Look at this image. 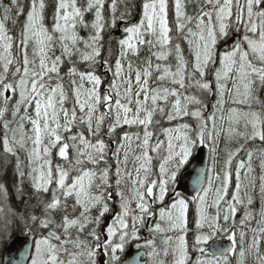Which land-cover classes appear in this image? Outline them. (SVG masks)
<instances>
[{
	"label": "snow or ice",
	"instance_id": "obj_1",
	"mask_svg": "<svg viewBox=\"0 0 264 264\" xmlns=\"http://www.w3.org/2000/svg\"><path fill=\"white\" fill-rule=\"evenodd\" d=\"M124 21L106 58L105 29ZM261 91L264 0H0V153L13 165L0 250L19 235L20 264H129L130 245L143 264H264ZM205 148L189 198L179 184Z\"/></svg>",
	"mask_w": 264,
	"mask_h": 264
},
{
	"label": "water",
	"instance_id": "obj_2",
	"mask_svg": "<svg viewBox=\"0 0 264 264\" xmlns=\"http://www.w3.org/2000/svg\"><path fill=\"white\" fill-rule=\"evenodd\" d=\"M122 27L123 23L118 27L119 31L116 34V37L118 38L122 36ZM209 164V153L208 149L205 148L203 150L202 156L199 152H197L194 155V158L191 160L190 165H188V173L181 180L179 188L189 198L195 193L193 182L196 179L197 174L201 169H209ZM185 188L187 189V191H185ZM22 244L23 237L15 239V242L11 245L12 251H5L3 264H20V253L23 251V248L21 247ZM18 248L20 249L19 251L16 250ZM145 257L146 256L144 255V251H139L135 248H131L126 254L125 259L129 262V264H132L133 261H135L136 264H143V260Z\"/></svg>",
	"mask_w": 264,
	"mask_h": 264
},
{
	"label": "trees",
	"instance_id": "obj_3",
	"mask_svg": "<svg viewBox=\"0 0 264 264\" xmlns=\"http://www.w3.org/2000/svg\"><path fill=\"white\" fill-rule=\"evenodd\" d=\"M5 2H7V0H5ZM23 2L25 3V5H27V0H23ZM130 2L132 4H136V3L139 2V0H130ZM122 10L123 9L121 8V11ZM131 11L133 12V15H132V18H131L132 19V22H135L136 21L135 19L138 18L137 17V9L133 8V9H131ZM21 19H23V17ZM86 19L89 22H91V20L93 19V17H92L91 14H88L86 16ZM9 27H11V25H9ZM81 35H86V33L81 32ZM122 37H123V35L120 38H122ZM120 38L116 37V33H114L112 30L109 31L108 29H105V33H104L105 48L110 50L108 52L102 53L103 55H105L106 58H114L117 55V46H116L115 41H117ZM85 67H86V65H83L81 67V70H83ZM65 71H66V68H62V74ZM102 86L104 87L105 85H102ZM260 99L261 100H264V91H261V93H260ZM124 127H125V130H128L127 129V126H124ZM257 146H259V145H257ZM221 148H223V144L221 145ZM221 156H223V152H221ZM234 163H235V161H234ZM259 165H260V160L257 157L254 156V159H253V167L255 168V170H256L257 173L260 172ZM129 166L131 168V164ZM0 177L5 178V182L7 184H11L12 179H13V165L11 163L5 164L2 153H0ZM12 192H14V190H11L10 191V200L15 203L16 202L15 201V197H14V195L11 194ZM257 193H258V189L256 191V201H255V203L253 205V208H254L255 212L258 211V204H257V202H259V198H258V194ZM192 212H193V209L191 208V210L189 212L190 213L189 214L190 220H191ZM240 215H242V213ZM252 223H255V221H253ZM19 237H22V236L17 235L16 238H19ZM141 244H143V243H141ZM131 247H134V246H131ZM131 247H129L126 251H128ZM138 250H144V249L142 248V249H138ZM5 251L6 250H0V264H3V258H4ZM161 258H163V257H161ZM245 264H248V262H247V256L245 258Z\"/></svg>",
	"mask_w": 264,
	"mask_h": 264
},
{
	"label": "rangeland",
	"instance_id": "obj_4",
	"mask_svg": "<svg viewBox=\"0 0 264 264\" xmlns=\"http://www.w3.org/2000/svg\"><path fill=\"white\" fill-rule=\"evenodd\" d=\"M114 33H116L117 32V27L116 28H114V29H111ZM86 67H87V65H86ZM85 67V68H86ZM106 72V69L105 68H103V67H100V66H97V74H101V75H103L104 73ZM111 76V73H107V76L106 77H104L105 78V84H106V82H107V77H110ZM65 79H67V77H65ZM105 87V86H104ZM103 86H101V90L103 91V88H104ZM106 142H107V140H106ZM115 145H112V147H114ZM191 161V160H190ZM210 167H211V165H209ZM130 167V166H129ZM187 167V166H186ZM241 175L243 176V172L241 173ZM258 194V193H257ZM257 204H258V211H256V213H257V217H258V212H259V202H257ZM191 206H190V209H189V212H190V210H191ZM242 212H238L237 213V220H239L241 217H242V215H240ZM190 214V213H189ZM189 219H190V216H189ZM257 219H259V217L257 218ZM252 226H255V223H252ZM251 236V233H249V237ZM149 237V234L146 232V231H144L143 232V238H142V240L140 241L141 243H143L144 242V239H146V238H148ZM129 247H131V246H129ZM125 255V254H124ZM246 256H247V262H248V264H255V258L253 257V256H251V255H247L246 254ZM148 259V258H147Z\"/></svg>",
	"mask_w": 264,
	"mask_h": 264
},
{
	"label": "flooded vegetation",
	"instance_id": "obj_5",
	"mask_svg": "<svg viewBox=\"0 0 264 264\" xmlns=\"http://www.w3.org/2000/svg\"><path fill=\"white\" fill-rule=\"evenodd\" d=\"M135 20H136V19H135ZM121 23H123V27H124V24H125V23H127V21L120 22V23H118V25H117V26H119Z\"/></svg>",
	"mask_w": 264,
	"mask_h": 264
}]
</instances>
